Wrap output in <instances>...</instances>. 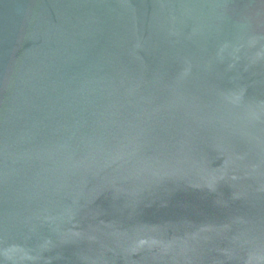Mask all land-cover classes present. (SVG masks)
Instances as JSON below:
<instances>
[{"label": "water", "instance_id": "1", "mask_svg": "<svg viewBox=\"0 0 264 264\" xmlns=\"http://www.w3.org/2000/svg\"><path fill=\"white\" fill-rule=\"evenodd\" d=\"M0 264H264V0H0Z\"/></svg>", "mask_w": 264, "mask_h": 264}]
</instances>
